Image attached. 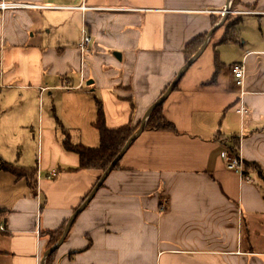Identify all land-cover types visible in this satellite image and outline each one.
<instances>
[{
    "label": "crops",
    "instance_id": "0c3cea01",
    "mask_svg": "<svg viewBox=\"0 0 264 264\" xmlns=\"http://www.w3.org/2000/svg\"><path fill=\"white\" fill-rule=\"evenodd\" d=\"M16 1L35 6L0 13L3 122L31 123L37 95L46 106L35 184L0 171V264H45L55 245L47 232L65 227L97 181L99 171L73 169L79 159L63 148L61 130L73 143L97 146L95 98L107 127L140 123L187 61V44L223 15L241 17L237 40L220 41L225 19L162 103L176 131L143 130L50 264H264V250L253 245L264 183L256 171L240 174L226 163L238 142L243 165L264 169V0H238L233 10V0H86L84 10L75 8L82 0ZM83 29L91 37L84 55ZM215 50L224 66L213 80ZM235 62L245 66L240 87ZM9 157L0 152L17 164Z\"/></svg>",
    "mask_w": 264,
    "mask_h": 264
},
{
    "label": "trees",
    "instance_id": "16d2710c",
    "mask_svg": "<svg viewBox=\"0 0 264 264\" xmlns=\"http://www.w3.org/2000/svg\"><path fill=\"white\" fill-rule=\"evenodd\" d=\"M238 0H233L231 4V10L235 9L238 4ZM241 17L238 16L234 19L228 17L225 21V33L220 41H236L237 37L234 35V30L236 25L240 22ZM217 19L213 21V25ZM206 34L195 37L190 41L186 48V60H188L202 45ZM224 64L218 58V52L215 50V72L213 75V80L216 78L220 69ZM168 87V86H167ZM162 91L161 95L165 92ZM96 105V117L93 121V126L98 132L99 144L97 146H86L81 143H73L70 138V133L67 129H62L63 139L62 146L65 150L75 153L78 156L79 163L78 166L73 168L76 170H97L99 171L100 177L101 173L108 167L110 162L118 154L126 140L135 132L139 127V122L132 124L128 122L124 125L109 128L105 123V114L103 110L102 102L95 98ZM144 130H164V131H176L175 126L172 122L167 120L162 112V104L158 105L153 109V111L148 116ZM238 142L230 147V152L237 153ZM120 165V160L115 164L112 170L118 168ZM249 170H255L258 176L262 179L264 183V169L257 162H245L244 164V174H247ZM0 171H5L12 173L16 178H26L29 181V186H33L36 180L37 166H20L13 162L5 161L0 159ZM91 191V190H90ZM89 191V192H90ZM89 192L85 195L84 199L87 197ZM81 202V203H82ZM64 224L55 230L48 231L49 235V246L56 243L62 235ZM53 253V252H52ZM52 255L50 254L46 260L45 264H50Z\"/></svg>",
    "mask_w": 264,
    "mask_h": 264
},
{
    "label": "rangeland",
    "instance_id": "374dc122",
    "mask_svg": "<svg viewBox=\"0 0 264 264\" xmlns=\"http://www.w3.org/2000/svg\"><path fill=\"white\" fill-rule=\"evenodd\" d=\"M229 58L234 57V54L229 53ZM4 99V98H3ZM0 99V106L4 109L6 103ZM30 110L33 114H29L28 120L31 122L28 125L20 123L19 119H14L11 122H3L4 116L0 109V152H7L9 158H12L17 165L32 166L37 160V128L40 121L39 110L46 106V98L34 97L29 101ZM20 105L19 101H15L13 108L17 109ZM23 151V154H22ZM244 169V165H243ZM255 171V170H254ZM253 245L256 250H264V216L256 220L253 228Z\"/></svg>",
    "mask_w": 264,
    "mask_h": 264
},
{
    "label": "water",
    "instance_id": "95a60500",
    "mask_svg": "<svg viewBox=\"0 0 264 264\" xmlns=\"http://www.w3.org/2000/svg\"><path fill=\"white\" fill-rule=\"evenodd\" d=\"M230 11L229 9V3L225 9V13L224 14H228ZM227 15H223V17L217 22L215 23V25H213V27L207 32L205 39L202 43V45L200 46V48L183 64V66L179 69V71L177 72V74L175 75V77L173 78V80L171 81V83L168 85L167 89L165 90V92L160 95V97L145 111L139 127L135 130V132L126 140V142L124 143V145L122 146V148L120 149V151L118 152V154L114 157V159L110 162V164L108 165V167L101 173L100 177L98 178V180L96 181V183L94 184V186L92 187L91 191L89 192V194L87 195V197L84 199V201L77 207V209L74 211L73 215H71V217L68 219L65 227L63 228V232L61 237L59 238V240L55 243V245H53L50 249H48L42 259V263L45 262L46 258L55 250V248L62 243V241L64 240L66 234H67V229L69 228V225L73 222V220L76 218V216L79 214V212H81L84 207L87 205V203L92 199V197L94 196V194L96 193V191L98 190V188L103 184L104 180L106 179L107 175L112 171L113 167L115 166V164L122 158V156L125 154V152L127 151V149L132 145V143L140 136V134L143 132L144 127H145V123L146 120L148 118V116L150 115V113L153 111V109L155 107H157L158 105L162 104L165 99L167 98V96L170 94V92L175 88V86L177 85L179 79L181 78V76L185 73V71L189 68V66L202 54V52L205 50V48L207 47L209 41L211 40L212 35L214 34V32L223 24V22L225 21Z\"/></svg>",
    "mask_w": 264,
    "mask_h": 264
},
{
    "label": "built area",
    "instance_id": "2783aa9c",
    "mask_svg": "<svg viewBox=\"0 0 264 264\" xmlns=\"http://www.w3.org/2000/svg\"><path fill=\"white\" fill-rule=\"evenodd\" d=\"M82 4L79 6H75V8L79 9H87L88 6L85 3L86 0H82ZM33 4L23 3L16 0H0V13H3L7 10H14V9H21V8H28V7H34ZM74 7V6H73ZM225 13V10L222 12V14ZM91 42V37L85 32V30H82V37L79 42V49L81 53L84 55L89 51ZM230 71L232 73L234 82L237 86H242L243 84V78L245 75V66L241 62H235L231 64ZM239 112L241 115H244L247 112L246 107L243 104H240ZM228 168L234 170L235 172H238L240 174H243V159L241 157V154L239 151L237 153H229L227 154V160H226ZM55 175V172H50L49 177H52ZM0 229H3V227H0Z\"/></svg>",
    "mask_w": 264,
    "mask_h": 264
}]
</instances>
